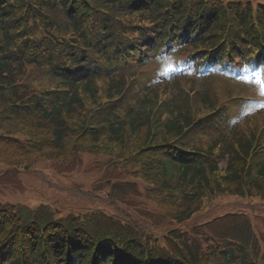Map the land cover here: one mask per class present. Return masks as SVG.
Segmentation results:
<instances>
[{
  "label": "trees",
  "instance_id": "1",
  "mask_svg": "<svg viewBox=\"0 0 264 264\" xmlns=\"http://www.w3.org/2000/svg\"><path fill=\"white\" fill-rule=\"evenodd\" d=\"M176 39L199 70L264 62V0H0V165L107 158L79 208L0 202V264H264V110L138 81Z\"/></svg>",
  "mask_w": 264,
  "mask_h": 264
},
{
  "label": "rangeland",
  "instance_id": "2",
  "mask_svg": "<svg viewBox=\"0 0 264 264\" xmlns=\"http://www.w3.org/2000/svg\"><path fill=\"white\" fill-rule=\"evenodd\" d=\"M152 66V70H155ZM174 68V67H173ZM244 83L256 84V76L252 74L243 80ZM249 91H251L249 89ZM260 106H262L260 104ZM103 159L85 156L82 163L77 165L74 171L65 176H58L51 168L49 163H35L30 167L32 171L25 173L9 171L2 176L3 169L0 168V200H8L13 202H21L30 205L40 203L55 204L61 210L67 207L71 210L79 208L84 202L77 197V193L85 190L91 183L100 177H104L102 173L107 165ZM103 165L102 167H100ZM60 177V178H59ZM68 191L74 196L68 197ZM77 192V193H76ZM258 208V207H257ZM262 217L256 222L258 230L264 233V209H257Z\"/></svg>",
  "mask_w": 264,
  "mask_h": 264
}]
</instances>
